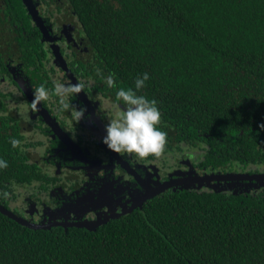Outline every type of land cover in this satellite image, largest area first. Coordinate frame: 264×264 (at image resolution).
Instances as JSON below:
<instances>
[{"label":"trees","instance_id":"16d2710c","mask_svg":"<svg viewBox=\"0 0 264 264\" xmlns=\"http://www.w3.org/2000/svg\"><path fill=\"white\" fill-rule=\"evenodd\" d=\"M70 1L118 87L155 100L182 137L202 133L201 165L264 164V0ZM252 190L163 192L93 229L0 212V264H264V185Z\"/></svg>","mask_w":264,"mask_h":264},{"label":"flooded vegetation","instance_id":"af4514ba","mask_svg":"<svg viewBox=\"0 0 264 264\" xmlns=\"http://www.w3.org/2000/svg\"><path fill=\"white\" fill-rule=\"evenodd\" d=\"M29 1L35 13L26 0H0V159L8 164L0 174L13 170L0 193L4 208L29 223L44 225L42 229L68 228L129 208L147 189L164 184L154 196L182 189L222 192L225 182L215 186L213 181L196 179L225 174L201 165L209 153L201 132L182 137L185 127L176 129L161 118L158 128L167 132L168 141L161 157L141 159L110 151L102 138L111 105L118 103L116 92L124 87H118L116 80L108 86L105 61L70 0ZM68 34L75 40L70 44ZM54 80L85 83L81 93L69 97L77 110L86 109L79 122L51 92L38 111L32 109L35 89L45 85L51 90ZM12 140L19 144L13 147ZM251 166L255 169L238 168L237 173H264V164ZM242 183L245 191L260 184Z\"/></svg>","mask_w":264,"mask_h":264},{"label":"clouds","instance_id":"9594fccd","mask_svg":"<svg viewBox=\"0 0 264 264\" xmlns=\"http://www.w3.org/2000/svg\"><path fill=\"white\" fill-rule=\"evenodd\" d=\"M98 74H99V70ZM149 75L144 73L142 77H137L134 81L135 89L139 90L145 85ZM109 87L114 86V75L110 74L106 80ZM85 88V83H61L53 81V88L49 90L45 85H40L35 89L31 107L38 111V105L50 99V92L59 98V103L65 109L71 108L76 123L84 118L86 109L77 110L71 105L69 97L78 95ZM116 101L111 105L112 115L105 126L106 135L102 138V143L107 148L117 154H135L141 159L147 157H161L167 146V132L159 130L161 125V113L156 106L155 100H149L145 96L137 95L133 89L121 88L116 92ZM13 147L19 141H10ZM206 148V145H199ZM196 149H192L190 154H194ZM7 161L0 159V168H7Z\"/></svg>","mask_w":264,"mask_h":264},{"label":"water","instance_id":"95a60500","mask_svg":"<svg viewBox=\"0 0 264 264\" xmlns=\"http://www.w3.org/2000/svg\"><path fill=\"white\" fill-rule=\"evenodd\" d=\"M196 179L200 183L213 181L216 184L215 186L220 185L221 182H225V183H231V182L232 183H239V182H243V181L247 182L248 184L250 182H252V181H255V182H260L261 185H264V173L263 174H261V173L260 174H258V173H254V174H249V173H225V174H216V175H210V176H202V177H199V178H196ZM164 187H166L165 184L163 186H161L160 188H154V189H149V190L147 189L146 192L143 194V196L138 201H136L135 203H132L129 208L123 209L122 211H118L117 213L109 214L106 217H104V219H101V220H98V221H94V222H88V221L77 222V223H74L73 225L78 226V227H86L88 229H93L96 226L106 222L110 218H115V217H118L120 214H124L126 212H130V210L132 208L141 205V203L144 200L154 196L157 192L162 190ZM0 212H2L6 216L14 219L15 221H17L18 223H20V224H22L24 226H27V227H30V228H44L45 227L44 225H36V224L29 223L28 221L16 216L14 213H12L8 209L4 208L1 204H0Z\"/></svg>","mask_w":264,"mask_h":264},{"label":"rangeland","instance_id":"374dc122","mask_svg":"<svg viewBox=\"0 0 264 264\" xmlns=\"http://www.w3.org/2000/svg\"><path fill=\"white\" fill-rule=\"evenodd\" d=\"M28 2V5L29 7L32 9V11L35 13L36 11V8H34L32 5H31V2L29 0H26ZM41 26L43 27L42 23H41ZM48 36H49V33H48ZM70 34H68L66 37L69 41L68 44H70V41L71 40H74V38L72 39ZM75 41V40H74ZM56 79L58 80V75H56ZM247 169H252L254 170L255 167L254 166H248ZM244 186H246V184L242 183V182H239V183H222V191H231V192H234V193H242V192H246L244 190ZM221 190V189H220ZM250 190V189H249Z\"/></svg>","mask_w":264,"mask_h":264}]
</instances>
